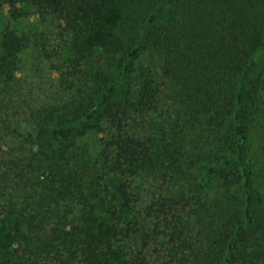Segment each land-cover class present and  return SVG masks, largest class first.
Masks as SVG:
<instances>
[{
	"label": "trees",
	"instance_id": "1",
	"mask_svg": "<svg viewBox=\"0 0 264 264\" xmlns=\"http://www.w3.org/2000/svg\"><path fill=\"white\" fill-rule=\"evenodd\" d=\"M6 7L66 66L31 103L15 75L39 37L1 30L0 264H264V0H157L133 24L124 0ZM144 174L165 185L149 202Z\"/></svg>",
	"mask_w": 264,
	"mask_h": 264
},
{
	"label": "rangeland",
	"instance_id": "2",
	"mask_svg": "<svg viewBox=\"0 0 264 264\" xmlns=\"http://www.w3.org/2000/svg\"><path fill=\"white\" fill-rule=\"evenodd\" d=\"M157 0H124L125 8L128 12V23H135L134 20L141 19L151 10L156 4ZM165 13V10H164ZM161 16H164L161 15ZM12 13L6 7L0 9V32L6 27L9 21H12ZM13 23L18 26H22L25 30L35 37L38 35L39 40L33 39L34 50L27 52L23 61L20 65V70L15 75V84L17 87L24 89V92L28 95L31 103L40 104L43 102H48L54 98L57 94V84H59V72L60 69L65 71L64 60L65 56L62 55V49H54V42L50 41L51 38H46L49 34V24L34 20V17H24L19 21H14ZM252 78L261 77L263 80L262 87L259 91V105L260 111L253 124L252 129V146L253 149L260 150L261 144L264 142V55L262 56L260 62L252 71ZM123 92L120 91L117 98L121 97ZM60 97V96H59ZM62 94V98H63ZM95 137H92L94 140ZM91 139V140H92ZM252 156V164L255 170L262 167L263 162L260 161L254 155ZM255 160L257 164L255 165ZM259 176L258 186L259 188H264V177L257 173ZM194 178V175L192 176ZM163 179H157L153 176L144 174L138 177L134 181L136 190L141 193L143 200L149 202L160 192L165 190V185L162 182ZM188 187V183H185ZM182 189V185H174L172 192H178ZM138 203L140 200L138 199ZM157 255V254H156ZM162 253L160 252V256ZM169 260V258H168Z\"/></svg>",
	"mask_w": 264,
	"mask_h": 264
}]
</instances>
